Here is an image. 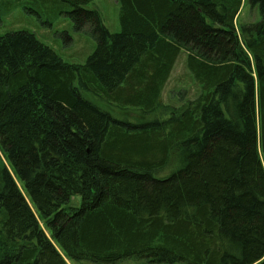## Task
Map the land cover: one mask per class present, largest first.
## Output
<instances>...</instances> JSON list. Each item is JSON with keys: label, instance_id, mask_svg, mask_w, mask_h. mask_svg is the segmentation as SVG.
Returning <instances> with one entry per match:
<instances>
[{"label": "trees", "instance_id": "obj_1", "mask_svg": "<svg viewBox=\"0 0 264 264\" xmlns=\"http://www.w3.org/2000/svg\"><path fill=\"white\" fill-rule=\"evenodd\" d=\"M91 1L0 2L96 40L0 34V264H264V0H117L116 32ZM183 51L199 93L166 103Z\"/></svg>", "mask_w": 264, "mask_h": 264}, {"label": "rangeland", "instance_id": "obj_2", "mask_svg": "<svg viewBox=\"0 0 264 264\" xmlns=\"http://www.w3.org/2000/svg\"><path fill=\"white\" fill-rule=\"evenodd\" d=\"M2 0H0L1 2ZM87 9H96L101 12L105 24L111 31H119L120 24V6L117 0H93L84 5ZM70 9V8H69ZM257 9V8H256ZM9 11V12H8ZM260 18L259 10H251L248 5L237 16V23L256 21ZM13 30L33 31L39 39L53 47L66 61L74 63H84L88 56L96 48V40L87 31H78L69 16L59 15L56 19H50L47 16L41 22L33 12H28L20 2L14 3L4 15L0 16V34ZM186 53L183 51L172 71L171 77L166 84L163 92V101L174 104L176 101L181 102V96L186 90L185 98H194L199 93V87L191 76V73L185 70ZM83 94L95 101L101 107L110 110L115 116H120L118 107L106 103L88 91H82ZM184 99V98H183ZM162 117V115H159ZM155 116H149V120ZM134 121V119H133ZM79 198H75L72 204L78 205ZM41 225H44L41 222ZM68 264H98L90 261L73 263L63 254ZM117 264H170V263H153L147 259L130 258ZM174 264H185L177 262Z\"/></svg>", "mask_w": 264, "mask_h": 264}]
</instances>
